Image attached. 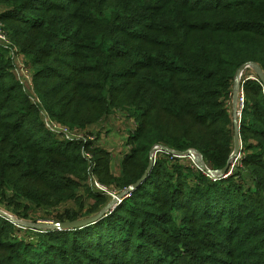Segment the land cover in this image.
<instances>
[{"label":"trees","instance_id":"1","mask_svg":"<svg viewBox=\"0 0 264 264\" xmlns=\"http://www.w3.org/2000/svg\"><path fill=\"white\" fill-rule=\"evenodd\" d=\"M0 6V205L28 217L32 206L82 210L91 199L94 215L109 196L84 187L94 177L120 192L135 185L156 146L196 151L215 172L229 164L237 74L264 72V0ZM18 55L34 68L38 100L15 74ZM251 75L231 175L214 180L159 152L145 181L94 225L28 236L0 216V264H264V84ZM117 112L135 124L118 176L98 139L60 140L45 124L85 128ZM82 218L65 210L57 221Z\"/></svg>","mask_w":264,"mask_h":264},{"label":"rangeland","instance_id":"2","mask_svg":"<svg viewBox=\"0 0 264 264\" xmlns=\"http://www.w3.org/2000/svg\"><path fill=\"white\" fill-rule=\"evenodd\" d=\"M1 12H2V7L0 6V13ZM1 41L5 42L3 40H0V42ZM15 58H16L15 74L17 78L24 85V88L29 92V94H31L34 99L38 100L35 96V90H34L35 85L32 81V76L34 75V68H32L29 61L25 59L23 56L18 55L15 56ZM251 71L252 73L248 71L245 74L257 75L254 69H252ZM245 74L242 77L243 79L246 76ZM253 75H251L249 78L253 79L254 78ZM234 104L235 103L233 96L232 105ZM232 105L229 106V109L232 117L234 118L237 116L234 113H232V110H236V107L235 105L232 107ZM240 121L241 120H239V124ZM45 124H46V128L51 132H53L54 134H56L57 138L60 140L63 139L76 140L79 142H84L85 140H89L90 142L94 143L98 139L97 141V144H99L98 147H101L109 151L110 154L113 156V173L115 174V176L120 175L125 154H127L130 150V147L127 146L128 145L127 141L129 140L130 136L133 134V131L135 129L134 121L127 119L123 113H118V112L114 113L107 121L102 122L99 125L97 124L87 125L85 128H81L80 126H75V127L63 126L51 118H46ZM94 180L98 183V186L96 185L95 182L94 183L89 182L86 185V187H84L82 193L90 188H93L94 190L97 189L99 191L106 193L109 196L108 198L109 200L106 206L110 205L113 202L114 197H117V195L125 191L123 190L122 192H120L117 191V189H115L114 187H105L101 183H99L95 177ZM94 203L95 202L92 201L91 199H87L82 210L74 202H68L66 204L49 209H45V208L37 209L34 206L30 205L32 207L30 209L28 217L23 216L24 214L22 213L18 215L13 209L0 205V212L4 214V215L0 214V216L8 220L9 222H12L17 228L21 230L22 234L26 233V235L28 236H34L35 233H31L29 232V230L38 233L48 232L47 230H38L35 228V226H51V225L59 224L57 218L65 210H72L74 212L76 211L82 213L83 216L82 219L93 216L89 214V211L91 209L90 205ZM120 204L121 203H117V205L109 213V215L112 214Z\"/></svg>","mask_w":264,"mask_h":264},{"label":"water","instance_id":"3","mask_svg":"<svg viewBox=\"0 0 264 264\" xmlns=\"http://www.w3.org/2000/svg\"><path fill=\"white\" fill-rule=\"evenodd\" d=\"M249 67H252L255 70V72L261 78V80L264 84V73L259 66L247 65V66H244L239 71V73L237 74L236 81H235L234 95H233L234 96V103H235L234 105L236 107L235 115H236V111H237L238 92H239L240 85H241V78L243 76L244 71ZM233 121H234V127H235V129H234V152L232 154V157H231L229 164L226 166V168L224 170L217 171V172L211 171L206 166L203 157L197 152V154L199 155V158L197 160L198 166L200 167V169L202 171L207 172L213 178H221V177L226 176L230 170V167L233 166L234 161H236L240 157L241 149H242V143H241V138H240V124H239V120L237 117H234ZM157 150H159V149L153 148L151 153H150L151 163H150V167H149V170L147 172V175L154 165L153 157H151V154L157 152ZM160 150L166 151V152L171 153V154L182 155V156L183 155H191L194 152L191 150L186 151V152H176V151H172L166 147H161ZM147 175L144 176L135 185L129 187L127 190H125L121 194L117 195V197H114V200L110 205L106 206L105 208L100 210V212L94 214L91 217L84 218L81 220H76L73 222H63V223H59V224H55V225H51V226H35V228L38 230H47V231H56V230H58V231H74V230H80V229L86 228L88 226L94 225V224L100 222L101 220H103L104 218H106L109 215V213L115 208L117 203H121L125 198H127L131 193H133L145 181ZM0 214L4 215L1 212H0Z\"/></svg>","mask_w":264,"mask_h":264},{"label":"built area","instance_id":"4","mask_svg":"<svg viewBox=\"0 0 264 264\" xmlns=\"http://www.w3.org/2000/svg\"><path fill=\"white\" fill-rule=\"evenodd\" d=\"M0 40H3L5 42H7V37L3 34V32L0 30ZM242 81H241V85H240V89H239V92H238V102H237V111H236V115L237 117L239 118V120H241V117H242V111H243V108L245 107V94H244V91H243V87H242ZM155 148H158L159 150H157V152L151 154V157H153V161L155 163L156 159H157V155L159 152H166V151H163V150H160L161 147H158L156 146ZM193 151V150H191ZM168 153V152H166ZM171 154V153H169ZM175 158H181V159H188L189 161H191L198 169H200V167L198 166L197 164V160L199 158V155L197 154V152H193V154L191 155H175V154H172ZM240 158V157H239ZM238 158V159H239ZM238 159L236 161H234V164L233 166H231L232 168L234 167L235 163L238 161ZM201 170V169H200ZM202 171V170H201ZM232 169L229 170L228 174L224 177H228L229 175L232 174ZM204 172V171H202ZM206 173V172H204ZM212 177V176H211ZM223 177V178H224ZM213 178V177H212ZM222 178V177H221ZM214 180L216 179H219V178H213ZM96 185L98 186V183L95 182Z\"/></svg>","mask_w":264,"mask_h":264},{"label":"crops","instance_id":"5","mask_svg":"<svg viewBox=\"0 0 264 264\" xmlns=\"http://www.w3.org/2000/svg\"><path fill=\"white\" fill-rule=\"evenodd\" d=\"M248 69L250 70L251 68H248ZM248 69H246V70L248 71ZM246 70L244 71L243 75L245 74V72H247ZM242 77H243V76H242ZM231 105H232V103L229 104V106H231ZM233 106H234V105H232V107H233ZM232 113L235 114V110H232ZM233 119H234V118H233Z\"/></svg>","mask_w":264,"mask_h":264}]
</instances>
